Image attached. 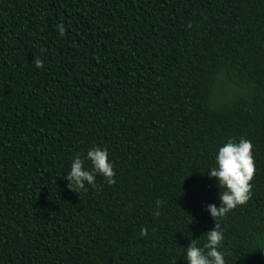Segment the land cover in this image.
Listing matches in <instances>:
<instances>
[{
    "label": "trees",
    "instance_id": "trees-1",
    "mask_svg": "<svg viewBox=\"0 0 264 264\" xmlns=\"http://www.w3.org/2000/svg\"><path fill=\"white\" fill-rule=\"evenodd\" d=\"M0 264H264V0H0Z\"/></svg>",
    "mask_w": 264,
    "mask_h": 264
},
{
    "label": "rangeland",
    "instance_id": "rangeland-1",
    "mask_svg": "<svg viewBox=\"0 0 264 264\" xmlns=\"http://www.w3.org/2000/svg\"><path fill=\"white\" fill-rule=\"evenodd\" d=\"M234 88L231 84H226L224 86L218 87L214 97H213V102H221L224 101L228 98H230L233 95Z\"/></svg>",
    "mask_w": 264,
    "mask_h": 264
}]
</instances>
